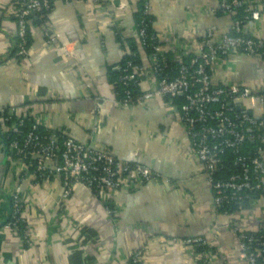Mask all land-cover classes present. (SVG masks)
I'll return each mask as SVG.
<instances>
[{
	"label": "crops",
	"instance_id": "1",
	"mask_svg": "<svg viewBox=\"0 0 264 264\" xmlns=\"http://www.w3.org/2000/svg\"><path fill=\"white\" fill-rule=\"evenodd\" d=\"M222 1L152 0L153 30L163 54L180 65L195 55L209 31L214 42L231 32L235 20L222 12ZM138 2L57 3L46 19L33 16L29 55L19 58L10 54L18 39L15 3L0 0V115L16 109L17 116H33L47 130L145 164L160 176L104 194L76 185L65 200L60 177L39 181L30 171L18 181L0 139V264H127L141 249L142 264H199V253L186 244L197 237L208 241L217 264H244L233 226L264 230V196L230 215L215 206L205 167L181 120L183 100L155 98L145 107H125L117 99L110 70L120 68L135 44L145 68L140 92H153L159 82L139 45ZM251 8L261 18L245 22L243 30L264 41V4L258 0ZM211 73L216 87L264 89L263 58L234 52ZM252 111L264 118V107ZM19 185L29 245L5 226Z\"/></svg>",
	"mask_w": 264,
	"mask_h": 264
},
{
	"label": "built area",
	"instance_id": "2",
	"mask_svg": "<svg viewBox=\"0 0 264 264\" xmlns=\"http://www.w3.org/2000/svg\"><path fill=\"white\" fill-rule=\"evenodd\" d=\"M74 0H16L13 17L17 24V53L19 58L29 55L30 22L35 14L43 17L51 12L57 3L70 4ZM101 3L103 0H90ZM144 19L137 24L139 45L142 50H152L150 58L157 76L162 69L158 61L164 53V47L155 33L149 30L148 16L152 15V0H144ZM173 1V0H168ZM264 4V0H260ZM255 2L254 0H223L221 10L234 15ZM245 20H235L231 32L225 34L219 42H214V34L209 31L206 38L197 47L195 55L188 63L180 64L177 77L164 76L159 79L153 92L135 94L139 88L145 68L142 64L129 62L122 69L121 83L127 88L123 102L125 107H145L155 98L176 99L183 97L180 107L181 120L191 140L194 151L206 170L211 185L214 204L219 210L237 205H253L254 196H264V161L263 149L259 148L254 156L243 152L248 140H255L248 131L264 127V121L253 114V109L264 107V89L254 92L247 87L226 85L216 87L212 80V68L221 59H226L237 52L250 57L264 59V41L248 36L243 24L259 20L261 13L251 7L245 9ZM52 42L56 37H52ZM16 109L0 115V125L11 124L9 132L13 134L10 142L18 181L23 182L31 168L39 174L40 180L60 177L65 200L71 197L74 186L80 185L96 194L112 193L125 186L149 184L160 176L142 163H132L116 158L107 151L81 143L64 133L43 136L40 125L35 123L27 134H22L26 115L17 116ZM264 143V138L261 139ZM231 153L234 166L239 170L227 179L216 176L225 164V158ZM22 187L11 195V222L6 226L19 232L23 226V238L29 245L30 229L23 216L25 201ZM108 209L114 215V209ZM239 244V258L244 264H264V230L248 231L239 224L233 226ZM187 246L199 247V264H217L213 250L203 237L191 238ZM210 247V249H207ZM144 250L137 251L129 263L142 264Z\"/></svg>",
	"mask_w": 264,
	"mask_h": 264
},
{
	"label": "trees",
	"instance_id": "3",
	"mask_svg": "<svg viewBox=\"0 0 264 264\" xmlns=\"http://www.w3.org/2000/svg\"><path fill=\"white\" fill-rule=\"evenodd\" d=\"M254 1H258V0H254ZM13 4L16 7V0H14ZM254 3V2H253ZM253 3L251 4H247L246 7L242 8V9H238L236 10L235 14L233 15L234 20H242L244 21L245 19V9L248 7L253 6ZM144 4L145 1L144 0H139L138 2V10L135 14V17L137 19V24L140 23L143 19H144ZM50 13L47 12L42 18V20L46 19V15ZM33 18V17H32ZM34 19V18H33ZM147 21H149V30L152 33H155V31L153 30V16H148L146 18ZM36 23V22H35ZM244 25V24H243ZM156 34V33H155ZM30 35H29V48H30ZM134 45V44H133ZM18 49L16 47V50L11 51V53H13V55L15 56L17 53ZM146 55L150 56L152 55V50L148 49L145 50ZM191 60V59H190ZM189 60V61H190ZM189 61H187L186 63H188ZM129 62H134V63H141V57H140V52H138L137 50V45L135 44L134 46H132L130 53L124 57L123 61L120 64V68H118V70L113 71L112 69L110 70V83L113 85L114 87V92L117 96V99L119 100V102L123 105L124 99L126 97V90L127 88H125L122 83H121V77H122V69L125 68L127 66V64ZM158 64L160 66V68L162 69L161 75L158 76L159 79L164 77V76H169L170 78L174 79L177 77L178 74V69L179 66L176 62L172 61V59L170 58V54H162L159 56V61ZM135 94H139L141 93L139 88H135ZM177 99L183 100V97H177ZM8 114V111L5 113ZM264 121V118H263ZM36 123L35 119L33 116H28L26 115V119H25V124L23 127L20 128L22 134H27L30 129L32 128V126ZM3 126H7L10 127L11 124H5V125H0V128H3ZM5 130V129H4ZM40 132L43 136H50L53 134H59V132L57 131H50L45 129L44 127L40 126ZM249 135H254L256 138L255 140H248L247 143L245 144V147L243 149V152L245 153V155L247 156H254L259 148H262L264 150V143L261 142V139L264 138V127L260 128V129H252V131H248V136ZM0 139L3 141L4 145H5V151L8 157H10L12 155V151L10 149V142L13 139V134H11L10 132H3L0 130ZM233 156L231 153H229L227 155V157L225 158V164L223 166V168H221L220 172L217 174L216 178L217 179H227L231 174H233L235 171L239 170L238 166H234V160H233ZM31 172L35 175L36 179L39 181L40 177L38 173H35V168H31ZM261 197H263L262 195H258V196H254L253 199L254 201H257L259 199H261ZM252 205L249 204H245L242 208L240 206L234 205L231 206L225 210H220L221 213L223 214H233L236 212H240L243 211L247 208H250ZM11 222V215L8 218V220L5 223V226H7L9 223ZM23 226L20 228L19 230V234L21 236H23ZM207 249H210V247H207ZM195 251L200 253L202 252V250L199 247H195Z\"/></svg>",
	"mask_w": 264,
	"mask_h": 264
},
{
	"label": "water",
	"instance_id": "4",
	"mask_svg": "<svg viewBox=\"0 0 264 264\" xmlns=\"http://www.w3.org/2000/svg\"><path fill=\"white\" fill-rule=\"evenodd\" d=\"M33 16L38 20V16H36L35 14ZM38 22H40V20H38Z\"/></svg>",
	"mask_w": 264,
	"mask_h": 264
},
{
	"label": "rangeland",
	"instance_id": "5",
	"mask_svg": "<svg viewBox=\"0 0 264 264\" xmlns=\"http://www.w3.org/2000/svg\"><path fill=\"white\" fill-rule=\"evenodd\" d=\"M12 164H14V161H12Z\"/></svg>",
	"mask_w": 264,
	"mask_h": 264
}]
</instances>
